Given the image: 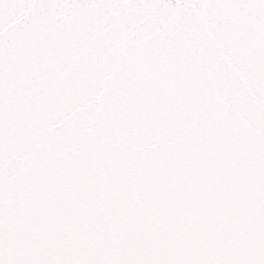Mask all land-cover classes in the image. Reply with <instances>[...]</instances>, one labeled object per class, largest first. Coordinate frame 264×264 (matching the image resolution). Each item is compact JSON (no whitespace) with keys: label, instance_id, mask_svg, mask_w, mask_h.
Returning a JSON list of instances; mask_svg holds the SVG:
<instances>
[{"label":"snow or ice","instance_id":"obj_1","mask_svg":"<svg viewBox=\"0 0 264 264\" xmlns=\"http://www.w3.org/2000/svg\"><path fill=\"white\" fill-rule=\"evenodd\" d=\"M0 264H264V0H0Z\"/></svg>","mask_w":264,"mask_h":264}]
</instances>
